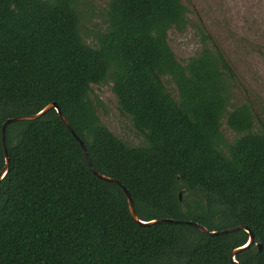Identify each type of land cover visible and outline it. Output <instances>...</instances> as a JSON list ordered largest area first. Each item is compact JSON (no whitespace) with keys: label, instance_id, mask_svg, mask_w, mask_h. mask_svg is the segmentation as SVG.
<instances>
[{"label":"trees","instance_id":"obj_1","mask_svg":"<svg viewBox=\"0 0 264 264\" xmlns=\"http://www.w3.org/2000/svg\"><path fill=\"white\" fill-rule=\"evenodd\" d=\"M84 1L0 0V174L5 123L56 103L94 168L130 192L141 221L248 226L255 243L235 258L264 264V123L251 100L235 104L241 84L219 45L198 25L203 48L183 63L170 32L192 23L184 0H106L107 26L91 46L81 34ZM107 82L144 145L102 122L92 86ZM7 144L0 264H237L234 249L250 241L245 230L140 225L55 109L11 123Z\"/></svg>","mask_w":264,"mask_h":264},{"label":"rangeland","instance_id":"obj_2","mask_svg":"<svg viewBox=\"0 0 264 264\" xmlns=\"http://www.w3.org/2000/svg\"><path fill=\"white\" fill-rule=\"evenodd\" d=\"M190 9L192 23L185 32H170V44L178 59L187 63L203 48L198 25L221 48L227 62L236 72L241 87L235 91V104L251 100L256 114L264 123V0H184ZM106 0H85L80 6L81 34L84 41L96 46V36L107 26ZM168 88L177 94L175 84L164 78ZM93 97L98 96L105 109L99 110L102 122L131 146L145 144L128 116L121 114L112 83L93 85ZM223 134L232 141L236 137L223 122Z\"/></svg>","mask_w":264,"mask_h":264},{"label":"water","instance_id":"obj_3","mask_svg":"<svg viewBox=\"0 0 264 264\" xmlns=\"http://www.w3.org/2000/svg\"><path fill=\"white\" fill-rule=\"evenodd\" d=\"M52 109H55L58 112L60 118L63 120V122L67 125V127L71 131V134H73V136L81 144L82 149H83V151L85 153V156H86L88 165H89L90 169L92 170V172L98 178H100L101 180L106 181V183L116 184V185H118L123 190V192L125 193V195L127 197L128 203H129V209H130V213L132 214V218L136 222H138L140 225H142V226H154V225H157L158 223H163V222H168V223H185V224L193 225L197 229H199L202 232H204L206 234H209V235L228 234V233H232V232H235V231H238V230L248 231L250 233V241H249V243L246 244V245H244V246L241 245V246L235 248L234 251H233V253H232V257L231 258L237 264H239V262L235 258L236 254L238 252H240L242 250H245V249H248V248H250L251 246L254 245V243H255V235H254V232L252 231V229L249 228L248 226H236V227L229 228V229L222 230V231H209L206 227H204V226H202V225H200L198 223H195L193 221H176V220H157V221H150V222H143V221H141L139 219V217L137 216L136 209H135V204H134L133 199L131 198L130 192L121 183H119L118 180L113 179V178H110L108 176H104V175H102L101 173H99L94 168V166L92 164V161L89 158L88 150H87V147H86L84 141L81 140L80 137L75 133V131L73 130V128H71V124L66 119V117L63 115L60 107L56 103L49 104L43 110H41L39 113H37L35 115L18 116V117L9 119L5 123L4 128H3V145H4V149H5V153H6V160H7V162H6V167L4 168V170L0 174V197H1V194H2V183H3L4 179L6 178V176L8 175L9 171H10V164H11V160H10V157H9V149H8V144H7V129H8V127L13 122L38 119V118H40L41 116L45 115L47 112H49ZM184 194H185V192H182L181 195H180L182 204L184 203ZM258 246H259L260 249L262 248V245L261 244H258Z\"/></svg>","mask_w":264,"mask_h":264}]
</instances>
